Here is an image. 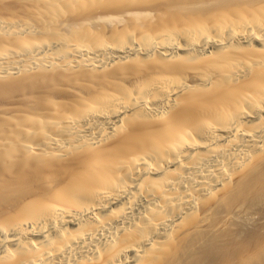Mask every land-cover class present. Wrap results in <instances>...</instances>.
<instances>
[{
    "label": "bare ground",
    "instance_id": "obj_1",
    "mask_svg": "<svg viewBox=\"0 0 264 264\" xmlns=\"http://www.w3.org/2000/svg\"><path fill=\"white\" fill-rule=\"evenodd\" d=\"M0 264H264V0H0Z\"/></svg>",
    "mask_w": 264,
    "mask_h": 264
}]
</instances>
